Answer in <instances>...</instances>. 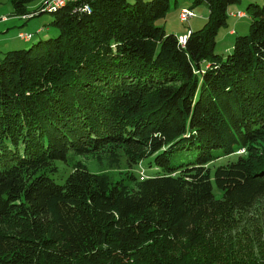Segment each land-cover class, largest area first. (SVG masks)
Instances as JSON below:
<instances>
[{
    "label": "trees",
    "instance_id": "obj_1",
    "mask_svg": "<svg viewBox=\"0 0 264 264\" xmlns=\"http://www.w3.org/2000/svg\"><path fill=\"white\" fill-rule=\"evenodd\" d=\"M5 1L59 35L0 65V264H264L232 261L264 238V6L193 0L209 16L182 42L155 25L172 0Z\"/></svg>",
    "mask_w": 264,
    "mask_h": 264
},
{
    "label": "rangeland",
    "instance_id": "obj_2",
    "mask_svg": "<svg viewBox=\"0 0 264 264\" xmlns=\"http://www.w3.org/2000/svg\"><path fill=\"white\" fill-rule=\"evenodd\" d=\"M129 3H133L135 0H127ZM148 1V0H146ZM178 2V4L183 3L182 0H176ZM43 1L39 0L36 2H33L30 6H29V10L31 12L38 10L41 5H42ZM175 2L174 0L171 1V10L173 9ZM261 5L264 6V2H260ZM235 6H239V5H231L229 10H235ZM49 7V6H48ZM188 9L186 10H193L195 9L198 12H203V16L201 18L200 21L198 22H193V26L195 30H199L201 29L206 21H207V17L209 16V9L207 10L206 7L203 6H199V7H194V3L193 0H188ZM246 7V5H245ZM244 7V9H245ZM45 7H43L44 9ZM187 8V7H184ZM170 10V12H171ZM185 9H182V11ZM44 13H42L40 16H35V18L32 19H25L23 18V16L19 17V16H15L14 15V10L10 4L9 1H5L2 2L0 4V38H1V42H0V65L1 62L4 58V55L10 51H19V50H27L29 49L34 43L39 42V37H41L43 41L50 39V38H54L57 37L59 35V31L57 28L51 26V22L53 20V16L50 13H46V11L43 10ZM180 14V13H179ZM197 18V16H195L194 18L190 19L189 22L182 20L181 15L179 16V21L181 23H179L177 18H170L167 19V23H164L165 20H158L155 22V25L157 27H161V26H165L168 30L173 29V27H179V28H185L188 29L189 28V24H191V21L193 19ZM200 18V17H199ZM245 22V30L238 27L237 29V33L234 35H230L229 31L232 29L233 27V23H234V19H232V17L228 18V27H224L222 29H220L219 33H218V37H217V45H216V54L222 55V56H227L231 51V46L233 45L236 37L238 36H242V35H247L249 33V24L251 22L250 19V15L247 16L246 18L243 19ZM42 29L40 34H37V30H35L36 28ZM192 29V26H191ZM20 32H24L23 34H19ZM36 34L33 41L31 43H26L29 40V36L28 34ZM229 34V35H228ZM181 41H184V36L180 37ZM80 161H82L83 163H85L89 170L93 173H102L103 169L99 166V164L97 163V161L95 160V158L93 156H87V157H80L79 158ZM224 161H220L219 163H223ZM218 163V164H219ZM105 171V170H104ZM70 174L69 168L66 169L63 167V165L61 164V171L60 173L54 177L57 181V183L59 184H63L65 183L68 175ZM217 192V191H216ZM260 212L263 213V209H260L259 211H253L249 216L250 218H258L261 217ZM264 219V217H262ZM250 219V220H253ZM246 227V231H252L251 230V226L249 223L245 224ZM258 236H261L262 234L264 235V228H263V224H261L260 227H258L257 231L255 232ZM246 249L248 250V252H246ZM261 254L264 255V238L260 239L258 241H255L253 243L250 244H246V242L244 240L241 241V246L239 247V250L237 251V253L235 254L236 259H232L238 261V263H242V262H248L250 261L249 258H255L258 259L259 257H261Z\"/></svg>",
    "mask_w": 264,
    "mask_h": 264
},
{
    "label": "crops",
    "instance_id": "obj_3",
    "mask_svg": "<svg viewBox=\"0 0 264 264\" xmlns=\"http://www.w3.org/2000/svg\"><path fill=\"white\" fill-rule=\"evenodd\" d=\"M182 1H183V3L178 4V2L176 0H174L175 4H174L173 9L171 10L167 19L177 18L179 21V13L181 12V10L190 8V7H188V0H182ZM246 2H259L260 3V2H264V0H245V3ZM184 7H187V8H184ZM242 10H243V7L240 5V6H235V10H233V11L230 10V12L238 13V12H242ZM193 11L197 14V18H195L191 21V24H189L188 29L185 30V28L173 27V29H170V32L175 33L177 36H185L189 30L194 31L195 29L193 26V22L200 21L202 16H203V12L200 13V12L196 11L195 9H193ZM232 19H234V23H233L232 29L229 31L230 35L236 34L238 27L245 30V22L243 20L244 18L232 17ZM179 23H181V22L179 21ZM191 26H192V29H191ZM0 30H1V28H0ZM35 30H37V32H41L42 29H39V27H38ZM0 34H1V32H0ZM39 39L41 40L42 38L39 37ZM0 42H1V38H0Z\"/></svg>",
    "mask_w": 264,
    "mask_h": 264
},
{
    "label": "built area",
    "instance_id": "obj_4",
    "mask_svg": "<svg viewBox=\"0 0 264 264\" xmlns=\"http://www.w3.org/2000/svg\"><path fill=\"white\" fill-rule=\"evenodd\" d=\"M61 1H63V0H54L53 2H51V3H49V4H47V7L49 6H53V5H55L56 3H59V2H61ZM181 17H182V20H184V21H189L191 18H193L194 17V14L191 12V11H189V10H183L182 12H181ZM29 36V38H30V35H28ZM140 176H141V179H143V178H145V174H140Z\"/></svg>",
    "mask_w": 264,
    "mask_h": 264
},
{
    "label": "bare ground",
    "instance_id": "obj_5",
    "mask_svg": "<svg viewBox=\"0 0 264 264\" xmlns=\"http://www.w3.org/2000/svg\"><path fill=\"white\" fill-rule=\"evenodd\" d=\"M66 0H63V1H61V2H59V3H56V4H58V5H61V4H63L64 2H65ZM51 7H53V6H51ZM194 13V12H193ZM194 18V17H193ZM187 22V21H186Z\"/></svg>",
    "mask_w": 264,
    "mask_h": 264
}]
</instances>
